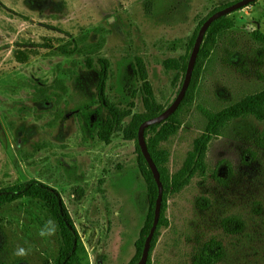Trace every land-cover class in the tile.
<instances>
[{
	"label": "rangeland",
	"instance_id": "374dc122",
	"mask_svg": "<svg viewBox=\"0 0 264 264\" xmlns=\"http://www.w3.org/2000/svg\"><path fill=\"white\" fill-rule=\"evenodd\" d=\"M236 1L0 0V188L36 179L61 191L80 237L77 264H137L146 217L139 206L147 189L138 143L121 135L107 140L100 71L108 102L143 112L142 82L134 69L142 57L153 93L168 108L185 75L176 78L165 61L185 55L202 21ZM229 16L242 54L232 65L204 66L182 128L156 147L170 178L204 133V110H222L264 91V67L249 54L253 31L264 33V0ZM249 123L253 132L264 130L255 116ZM221 160L232 170L215 177ZM206 164V172L169 196L148 264H192L212 238L226 247L219 264H264V152L251 135L230 127L210 143ZM233 215L246 223L239 234L223 227ZM2 216L0 260L56 264L57 230L51 237L38 235L53 220L41 199H19ZM18 246L30 247L29 255L14 256Z\"/></svg>",
	"mask_w": 264,
	"mask_h": 264
},
{
	"label": "trees",
	"instance_id": "16d2710c",
	"mask_svg": "<svg viewBox=\"0 0 264 264\" xmlns=\"http://www.w3.org/2000/svg\"><path fill=\"white\" fill-rule=\"evenodd\" d=\"M224 7L216 8L210 15ZM246 7L247 6L244 8ZM209 16L202 21L201 26ZM234 27L235 22L230 16H223L210 26L197 58L190 88L180 107L168 119L161 123L151 125L146 129L145 134L148 148L158 166L164 187L162 212L166 209L170 195L181 191L196 173L206 172L208 170L206 156L210 143L212 140L225 133L230 127L239 132L243 131L251 135L257 148L264 152V130L259 131L255 129L253 132V130H251L253 127L249 123V118L251 116H255L259 120L264 121L263 91L256 95L249 96L241 102L233 103L222 110H204V115L207 119L205 131L196 140L195 147L189 154L184 167L174 174L172 178L169 177L165 169L161 166L155 154V149L160 143L170 141L182 128L185 113L189 110L191 103L194 101L197 85L202 79L203 74L201 71L204 66H210L216 61H220L224 65H232L234 59L242 54V47L239 46ZM199 30L191 39L185 55L171 57L165 61L167 71L174 72L176 78L184 75L186 77L189 60ZM252 40L253 43L250 45L249 54L256 64L260 67H264V33L259 29L254 30ZM134 69L137 71L140 81L142 82L141 91L145 106L143 112L133 114L132 110L120 108L116 104L108 102L106 94H103L106 85L104 70L100 71L102 82L99 86L101 90L100 98L106 103L105 106L109 109V116L106 121V127L109 129L107 140L112 135H121L126 139L135 140L138 143L137 148L140 154L139 159L141 166L140 173L147 189L139 201V206H141L142 212L146 213V217L144 229L138 244V249L140 251L137 259L138 262L142 257L146 239L154 223L156 201L159 194V187L154 174L141 151L138 133L141 124L145 120L159 115L167 107H164L153 93L151 83L148 80L149 72L142 57L137 58ZM106 73L107 69L105 70V74ZM132 90V84H129L128 91L131 92ZM252 151L253 150H251L250 156ZM230 170H232L231 163L228 160H221L214 167L213 174L217 177L221 172ZM28 197L41 199L57 225L60 247L56 257V264H77L80 237L73 217L61 191L43 181L32 179L9 188H0V236L6 239L4 218L2 216L4 208L19 199ZM255 208L261 209V202H256ZM161 222H163V216ZM223 227L226 232L230 234H239L245 229L246 223L240 216L233 215L224 218ZM226 253V247L223 242L217 238H212L201 246L198 254L194 256L192 264H219L226 257ZM0 264H6V261L0 260ZM46 264H49V262Z\"/></svg>",
	"mask_w": 264,
	"mask_h": 264
},
{
	"label": "water",
	"instance_id": "95a60500",
	"mask_svg": "<svg viewBox=\"0 0 264 264\" xmlns=\"http://www.w3.org/2000/svg\"><path fill=\"white\" fill-rule=\"evenodd\" d=\"M256 1L257 0H238L237 2H234V3L224 7L222 9L217 10L216 12H214L212 15H210L207 18V20L202 24V26L199 30V33H198V36H197L194 48L192 50L190 60H189L186 77H185L182 89L180 90L178 96L175 98L173 103L168 108H166L162 113H160L159 115L152 117L148 120H145L139 128V133H138L139 145H140L141 151H142L145 159L147 160V162H148V164H149V166H150V168L154 174L155 180H156L158 187H159V194H158V198L156 201L154 223H153L152 229H151V231H150V233L146 239L142 257L137 264H148V261L150 258V250H151L152 241L154 239V235L156 233V230L158 228V224H159V221L161 218L163 194H164V187H163V183L161 180L160 171H159L158 166L155 163V161H154V159L150 153V150L148 148L146 134H145L146 129L151 125L161 123L164 120L168 119L180 107L182 101L184 100V98L187 94L199 52L201 50L202 44L204 42L205 36H206L210 26L217 19H219L223 16H229L232 13H234L238 10H241L245 6H247L253 2H256Z\"/></svg>",
	"mask_w": 264,
	"mask_h": 264
},
{
	"label": "clouds",
	"instance_id": "9594fccd",
	"mask_svg": "<svg viewBox=\"0 0 264 264\" xmlns=\"http://www.w3.org/2000/svg\"><path fill=\"white\" fill-rule=\"evenodd\" d=\"M56 230H57V225H56L55 221L52 219H49L48 221L45 222L44 226L42 228H40L38 235L41 238L51 237V236L55 235ZM30 251H31L30 247L25 248L23 246H18L15 249L13 255L23 258V257H26L27 255H29Z\"/></svg>",
	"mask_w": 264,
	"mask_h": 264
}]
</instances>
